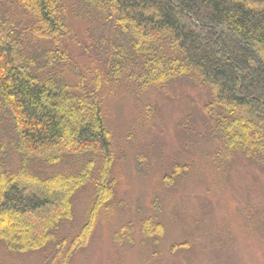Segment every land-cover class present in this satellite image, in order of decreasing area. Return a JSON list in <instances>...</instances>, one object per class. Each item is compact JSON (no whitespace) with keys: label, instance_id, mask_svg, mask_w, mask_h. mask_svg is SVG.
Segmentation results:
<instances>
[{"label":"trees","instance_id":"16d2710c","mask_svg":"<svg viewBox=\"0 0 264 264\" xmlns=\"http://www.w3.org/2000/svg\"><path fill=\"white\" fill-rule=\"evenodd\" d=\"M80 1L100 33L92 41V73H77L73 82L62 76L65 46L81 41L65 1L0 0V98L21 155L15 172L0 158V242L23 252L55 245L49 264H68L88 244L98 213L110 207L112 184L108 169L101 170L88 221L73 240L55 243L59 223L72 219L71 195L90 181L92 160L78 175L47 178L31 173L27 162L54 165L64 155L92 153L105 157V170L112 156L105 84L124 78L147 91L193 80L206 91L202 111L218 150L214 162L242 157L264 171V0ZM27 38L41 50L39 57L26 55ZM58 65L63 69L52 72ZM152 221H143V238L162 234Z\"/></svg>","mask_w":264,"mask_h":264},{"label":"rangeland","instance_id":"374dc122","mask_svg":"<svg viewBox=\"0 0 264 264\" xmlns=\"http://www.w3.org/2000/svg\"><path fill=\"white\" fill-rule=\"evenodd\" d=\"M64 1L81 44L66 43L69 60L62 76L75 82L77 73H92V41L100 32L95 33L98 22L84 17L80 0ZM24 51L29 57L41 55L29 38ZM61 69L54 66L52 72ZM123 79L101 88L112 150L105 170V157L92 153L64 155L54 165L27 162L31 173L47 178L78 175L92 160L90 181L71 195L72 219L59 223L55 243L80 233L95 200L94 181L108 169L110 207L98 213L88 244L68 264H264V171L242 157L214 162L218 150L202 111L205 89L180 79L143 91ZM16 142L13 120L0 98V158L13 172L21 162ZM149 219L162 227L155 239L141 235ZM44 249L9 251L0 242V264H49L55 245Z\"/></svg>","mask_w":264,"mask_h":264}]
</instances>
